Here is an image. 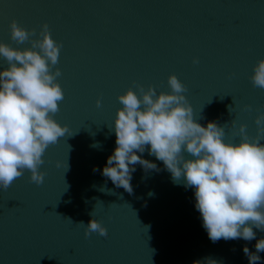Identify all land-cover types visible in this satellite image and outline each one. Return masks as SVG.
Instances as JSON below:
<instances>
[{"label": "water", "instance_id": "1", "mask_svg": "<svg viewBox=\"0 0 264 264\" xmlns=\"http://www.w3.org/2000/svg\"><path fill=\"white\" fill-rule=\"evenodd\" d=\"M12 19L34 30L31 38L46 23L60 43L52 67L64 96L51 115L67 129L42 154L41 183L26 169L0 188V264H249L242 246L255 251L264 231L253 225L252 240H211L192 188L147 149L158 170L137 163L131 192L100 169L115 144L117 93L137 83L168 91L169 73L199 123L215 120L231 142L243 123L249 138L264 140L256 124L264 87L250 79L264 56V0H0V41L24 48L30 40L11 36ZM91 215L106 235L85 234Z\"/></svg>", "mask_w": 264, "mask_h": 264}, {"label": "clouds", "instance_id": "2", "mask_svg": "<svg viewBox=\"0 0 264 264\" xmlns=\"http://www.w3.org/2000/svg\"><path fill=\"white\" fill-rule=\"evenodd\" d=\"M9 25L11 36L20 42L30 40L31 47H13L0 41V56L7 61V67H0L3 189L26 169L32 181L41 183L42 154L67 129L66 124L51 115L64 96L56 79L60 69L52 67L58 61L60 43L50 35L46 23L37 38L30 37L34 30L26 29L15 19ZM193 60L196 62L195 57ZM250 79L264 87V56L253 65ZM167 80L168 91L137 83L135 89L129 86L117 93L120 105L112 120L115 144L101 166L102 175L131 192L137 163L145 171L158 170L154 161L142 155L147 149L163 162L174 182L182 178L185 187L192 188L194 206L211 240H252L256 237L253 225L264 231V140L259 135L249 138L243 123L239 125L242 138L238 142L225 140V129L215 120L202 125L193 118L184 95L185 85L176 74L169 73ZM96 103L99 105L100 100ZM256 124L258 133H264V111L256 116ZM185 151L191 155H183ZM84 231L86 235L89 231L107 233L92 215ZM254 247L255 251H251L247 244L242 246L249 264L262 259L259 253L264 251V237L257 238ZM192 264L219 261L206 257L194 259Z\"/></svg>", "mask_w": 264, "mask_h": 264}]
</instances>
